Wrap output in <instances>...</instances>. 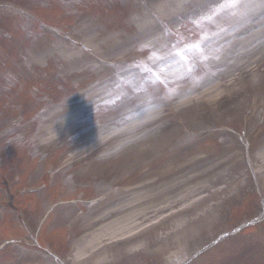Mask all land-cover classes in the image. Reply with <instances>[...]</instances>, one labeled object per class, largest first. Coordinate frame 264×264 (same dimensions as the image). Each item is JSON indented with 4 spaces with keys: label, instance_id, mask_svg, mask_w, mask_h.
I'll use <instances>...</instances> for the list:
<instances>
[{
    "label": "rangeland",
    "instance_id": "rangeland-1",
    "mask_svg": "<svg viewBox=\"0 0 264 264\" xmlns=\"http://www.w3.org/2000/svg\"><path fill=\"white\" fill-rule=\"evenodd\" d=\"M17 1L27 8L32 7L34 13L50 25V30L46 29L43 33L35 24L26 25L18 18L9 23L0 20V26H9L12 35L10 40V37L2 34L0 27V180L1 183L8 181L13 185L12 191L17 195L16 206L20 210L12 213L11 220L16 226L12 234L25 236L29 231H34L46 210V202L48 207L58 203L61 205L62 222L59 217H54L51 218V225L54 220L58 226H66L67 221L69 224V219L72 218L73 226L61 231L62 234L58 236L44 234V240H40V243L51 245L53 250L62 255L60 261L64 264H122L126 259L131 261L130 264H139L138 260L150 259L152 264H167L172 260L182 264L204 246L220 238L228 228L249 221L256 214L259 216L263 211L260 205L264 203L263 140L255 141L257 148L249 154L241 151L235 155V152H231L234 148L226 149L223 146V149L213 151L216 161L205 159L206 162L198 164H193L190 157L195 151L206 153L210 145L204 141L198 142L192 150L186 147L182 149V146L177 145L179 148L175 150V154L180 156L171 154L162 158L161 153L165 154L168 146L175 144L170 140L180 138L179 143L190 144L198 131L205 126L216 128L226 122L237 129L245 126L242 123L245 122L249 109L253 107L254 97H258L256 102L259 105L261 99H264V75L254 73L250 83L243 89H238L232 96H226V92L231 88L235 89L234 79L238 73L235 71L255 65L264 69V49L255 55L238 59L223 69L220 79L213 85L212 94L210 92L201 96L199 94L204 92L201 89L195 98H185L187 94L184 93L174 99L170 95L157 96L148 112L169 103L174 107L173 110L167 106L161 109L164 114L169 110V117L162 120L150 119L145 124L142 122L128 133L115 134L117 131L113 128L116 126L109 125V121L112 122L113 119H126H122L121 113L130 109H124L128 99H107L100 102L99 93L95 91L97 89H90L84 96L86 100L83 104L80 100L83 96L68 100L98 78L93 73L89 74L90 69H94L93 64H98L93 62L91 56L97 53L100 63L124 57L128 62L135 60L139 56L132 55L137 51L136 47H145L143 44L154 41L153 36L163 33L160 26L163 19L167 21L170 30L175 31L186 17L192 22L198 18L204 22L203 19L209 17L210 22L217 24L218 31L214 39L219 43L222 36L236 30L228 24V18L226 22L223 11L214 16L211 14L219 10L226 0H30V4L26 0ZM227 1V6L246 3L245 0ZM142 3L146 4L144 9ZM159 3H169L173 8L177 7L172 19L161 13L164 11L161 7L159 10L156 8ZM46 4V8H51L53 12H43L41 5ZM147 7L160 13V18L153 13L146 14ZM88 10L95 11L99 16H91ZM259 27L260 25L253 23L251 31ZM202 31L200 26H196L192 30V36L189 35L188 39L183 36L182 42L195 44ZM105 32H110L108 35L114 37L95 42V47H89L85 43L89 39L88 35L94 38ZM170 42L164 43V53L172 50V47H167ZM161 45L155 44L154 51ZM74 48L96 52L81 53L74 51ZM211 50L219 55L224 53V47H212ZM69 52L76 53L77 63L70 59ZM23 53L29 57V63L22 61ZM151 54L140 53V56L144 61ZM261 61L263 63L259 64ZM204 64L212 65L207 56L204 57ZM81 70H86L83 73L87 75L77 78L75 74ZM180 74L182 75H178L179 78L176 79L181 80L179 82L185 81L186 70ZM167 79L177 81L175 77ZM254 81H257L255 86L252 85ZM143 85L135 91L143 93ZM200 88L202 87L197 90ZM133 100L134 98H130L131 105ZM78 101L79 105L76 103ZM141 105L142 102L130 107L134 109ZM49 106H53L55 110L49 115L44 114ZM58 113H71L74 116L73 123L72 120L62 123V133H67L56 140L57 142L50 145L40 144L35 137L46 132H41L40 128L43 126L45 129L46 125L48 128L56 126L54 119ZM20 116L26 119L25 126L6 135L11 129L10 126L7 127L9 121ZM208 116L213 122H217L206 120ZM87 121L90 122L84 124ZM73 125L75 126L71 127ZM248 132L258 135L259 128L253 125L248 128ZM160 133L164 135L158 138ZM33 134L34 138L29 136ZM219 139L222 137H218L216 141ZM223 139L230 140L229 137ZM216 141L211 144H217ZM74 149L84 151L70 158L71 161L59 162L60 158L64 160L65 155ZM180 161H183L182 167L186 164L183 169L178 167ZM253 168L257 173H253ZM46 170L51 174L47 188H36L43 192L37 196H29L31 199L20 197L25 193L24 188L28 190L30 185L37 187L36 184L42 182L39 174ZM54 173L56 177L53 176ZM63 183L64 189L61 191L59 186ZM246 185V196L252 195L254 191L258 195L247 203L239 204V194ZM210 186L215 187L210 188L211 192L208 189ZM134 188L137 190L130 191ZM222 188L228 189L219 195L212 193ZM209 193L211 197L206 200ZM5 196V187L0 184V197L6 203ZM180 198L184 201L171 207L177 200H182ZM220 198L221 202L228 200V203L222 205L220 202L216 205L215 199ZM35 199L43 200L41 209ZM61 199L67 203H59ZM155 225L161 226L145 237L126 240L122 245L125 235L121 233L123 229L136 227L134 231L137 232L145 226L153 228ZM10 227H13L11 223L5 229ZM262 232L264 234V229ZM95 237L100 242L87 253H96L97 258L86 261V257L90 256L81 250ZM262 237L264 235H259V239L250 243L229 245L228 250L221 254L223 257L219 263L264 264ZM19 251V248L10 251L8 247L7 253L0 255V264L24 263L27 259L22 257L23 252L17 253ZM98 258L103 261H98Z\"/></svg>",
    "mask_w": 264,
    "mask_h": 264
},
{
    "label": "bare ground",
    "instance_id": "bare-ground-1",
    "mask_svg": "<svg viewBox=\"0 0 264 264\" xmlns=\"http://www.w3.org/2000/svg\"><path fill=\"white\" fill-rule=\"evenodd\" d=\"M169 8L172 9V7H169ZM167 9H168V8H167ZM167 9H165L164 14L167 12ZM172 12H173V11H172ZM142 26H143V25H142ZM142 26H141V27H142ZM140 34H141V32H140ZM119 38H120V37H119ZM119 38H118V40H119ZM91 39H93V38H91ZM119 42H121V41L119 40ZM125 233H126V232H125ZM125 233H124V234H125ZM83 252H85V251H83Z\"/></svg>",
    "mask_w": 264,
    "mask_h": 264
}]
</instances>
